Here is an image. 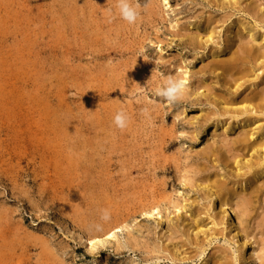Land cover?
<instances>
[{"label":"rangeland","instance_id":"374dc122","mask_svg":"<svg viewBox=\"0 0 264 264\" xmlns=\"http://www.w3.org/2000/svg\"><path fill=\"white\" fill-rule=\"evenodd\" d=\"M131 3L134 24L116 0H0V264H264V184L243 229L236 202L227 216L203 182L226 170L207 155L252 117L212 102L223 76L209 62L249 40L243 27L263 33L264 0ZM169 77L185 83L175 103L156 95ZM256 78L245 86L262 90Z\"/></svg>","mask_w":264,"mask_h":264},{"label":"bare ground","instance_id":"6f19581e","mask_svg":"<svg viewBox=\"0 0 264 264\" xmlns=\"http://www.w3.org/2000/svg\"><path fill=\"white\" fill-rule=\"evenodd\" d=\"M226 1L230 2L232 0ZM254 17L255 21L260 20L264 24V13L254 15ZM212 19H209L206 24L205 33L207 38L205 42L207 43L215 41L218 32L217 26H220L218 24L220 22L219 20L217 24L213 26L215 21ZM257 27H259V22L256 23L254 27H243V31L248 32L249 40L245 42V44L241 42L238 43L239 45L234 44V35L231 38L232 40H227L225 50L222 49L220 51V53H224L229 49V54H227L226 57L223 56V58L213 59L209 62V65L212 64L211 66L213 67L212 72H217L218 77H220V75L223 76V79H220L223 89H219L220 91L218 92L214 90L210 94L212 102L217 107L220 106L224 114H231L232 117L237 120L240 115L246 114L252 116H248L244 123L241 124L242 129L239 134H242V136L237 135L234 142L229 145L225 151L214 148L213 151L207 155L210 159L213 157V161L216 163H224L225 172L221 174L218 171L215 173H208L207 176L203 178L205 187H208L211 192L210 195L220 202V209L224 210L227 216L230 217V214L226 206H230L231 209L235 211L234 206L236 205V209L239 210L242 216L240 217V215H238L239 225H243V229L246 226L245 222H247V217L254 211L255 204L260 201L259 198L264 184V124L260 123V118L257 117L256 119V117H253L257 113L264 114V88L259 90L257 87L260 86V84L253 90L245 86L247 81L257 76L259 77V74L264 71V25L261 27L263 33L257 34L254 31ZM204 118L205 122L209 121L211 119V114L207 113ZM219 122L220 121L216 118L210 122L214 132L224 127V124L219 126ZM223 132H227V127L223 128ZM205 151L207 150L205 149ZM234 168L235 174L231 172L232 170L234 171ZM201 169H208V165H202ZM228 173L233 178H230ZM211 222L213 226L219 225V223L215 221V218H213ZM224 223L226 225L227 222ZM120 227L121 225L119 224L104 226L101 232L96 231L92 233L90 235L91 247L104 245L108 239L115 236L116 229ZM198 228L199 230L196 232L197 236L200 233L207 234L208 229H204V225L199 223ZM231 228L235 233V237L238 236L239 233H236V230L239 229V227L231 226ZM243 233L244 244L250 243V234L244 231ZM250 244L252 245V243ZM254 250L255 248H253V251ZM203 264H206V262Z\"/></svg>","mask_w":264,"mask_h":264},{"label":"clouds","instance_id":"9594fccd","mask_svg":"<svg viewBox=\"0 0 264 264\" xmlns=\"http://www.w3.org/2000/svg\"><path fill=\"white\" fill-rule=\"evenodd\" d=\"M116 6L121 18L129 24H134L140 15V12L138 11L139 5L137 4L134 7L131 0H116ZM184 89L185 83L183 80L169 77L164 85L156 90V95L164 98L166 102L175 103L183 97ZM114 123L121 130L127 126V117L123 111L117 112L114 118ZM102 219H109V213L107 210H104ZM97 228H99V225Z\"/></svg>","mask_w":264,"mask_h":264}]
</instances>
